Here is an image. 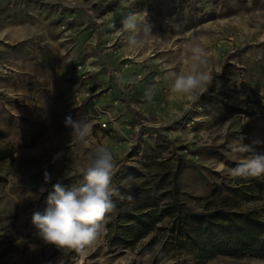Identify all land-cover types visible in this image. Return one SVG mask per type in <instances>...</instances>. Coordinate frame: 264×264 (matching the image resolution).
Masks as SVG:
<instances>
[{
	"label": "rangeland",
	"instance_id": "obj_1",
	"mask_svg": "<svg viewBox=\"0 0 264 264\" xmlns=\"http://www.w3.org/2000/svg\"><path fill=\"white\" fill-rule=\"evenodd\" d=\"M39 1L0 0V135L3 136L0 147L11 143L16 150L12 163L0 162V179L12 174L16 159L20 160L21 155L46 156V147L48 158L60 155L59 134L66 129L67 116L93 121L89 110H84L87 106L76 108L69 100L71 96L64 77L65 70L71 68L81 54V45H77L81 22H76L75 15L82 9L60 10L54 6L65 13L62 18L54 19V7ZM107 2L108 14L116 12L115 19L121 27V19L130 12L146 11L148 14L144 24H140L135 32H128L130 39L125 47L132 49L137 61L143 60L134 64L163 60L166 63L163 75L166 73L168 85L172 83L173 73H188L193 64H197L200 71L213 75L204 93L213 92L217 102L204 111H192L197 121L189 132L184 131L185 123L192 118L189 109H180L177 114L179 120L175 130L178 138L173 148L169 143L171 149L166 150V155L174 157L180 165L185 163V174L181 175V169H176L172 179L167 181L165 177L159 180V175L151 170L148 172V183H157L155 189H150L151 196L159 199L153 206L157 215L169 204L167 198L175 197L181 207L178 206L173 215L162 216L149 238L130 244V247L118 246L114 256L108 255L111 252L108 241L107 248L98 244L95 252L75 253L63 264H264V253L253 252L218 255L200 261L197 250L202 247L204 236H196V215L215 209L231 212L254 209L264 221V196L251 193L248 188L256 181H263L264 175L240 177L231 174V170L250 153L235 150L244 130L231 131L229 146H226L221 137L220 116L221 96L226 92L223 74L231 59L244 67L250 83L264 90V0ZM28 23L34 25L36 37L29 33ZM132 40L136 43L132 44ZM197 46L203 50L200 61L192 59L191 49ZM93 87L95 85L91 89ZM235 108L229 109L231 115L226 120L237 126L238 120L241 124L242 117L250 116L244 109ZM235 111L241 114L239 119L234 115ZM133 118L145 117L138 111ZM179 131L187 136L181 137ZM119 140L123 139L117 136ZM242 140L243 144L253 145L256 152L264 153V138ZM256 141L260 143H254ZM185 145H190L191 157L184 154ZM145 154V148L141 155L128 153L127 156H133L136 163L133 169L146 168L142 161ZM193 155L198 157L193 158ZM37 165L40 162L34 160L26 169ZM114 165L119 169L128 168L123 158H118ZM7 182L0 180V233H3L0 234V264H58L62 250L51 248L39 238L38 230L31 222L32 207L15 206L6 200ZM118 200L116 211L120 213L128 206ZM182 207H185L184 211ZM151 237L155 239L152 248L148 243Z\"/></svg>",
	"mask_w": 264,
	"mask_h": 264
},
{
	"label": "crops",
	"instance_id": "obj_2",
	"mask_svg": "<svg viewBox=\"0 0 264 264\" xmlns=\"http://www.w3.org/2000/svg\"><path fill=\"white\" fill-rule=\"evenodd\" d=\"M94 1H109V0H89ZM52 6V5H51ZM50 6V7H51ZM54 7V6H52ZM55 11V18H62L65 15L64 12L59 11L57 8H52ZM108 10L101 11L99 13L101 19H115L116 12H111L108 14ZM58 16V17H57ZM76 22H81V34L78 37L79 43L81 45V54L77 58L76 63L69 69L65 70L64 77L67 78V73L70 70H74L77 64L83 63L84 69L89 70L88 77L82 79L79 84L75 81H70L66 79L68 85V94L69 99L73 102V106L78 108L75 101V97L81 93L86 88L93 87L97 95V99L103 105H112L113 100L121 96L120 90L118 87L114 86L111 91H106L108 86L112 85V80L107 74L108 65L111 66H120L122 55L124 50L127 47H123L120 51V55L113 56L112 54L107 53L104 50L103 43L105 40L110 38V30L107 28L106 23L104 24L103 32L98 31L99 23L97 19L92 16H89L85 11L80 10L75 15ZM29 33L32 36H37L35 27L32 23H28ZM50 30L52 28L50 27ZM49 33V31H48ZM95 35L98 37V43H92L90 37ZM128 35H130L128 33ZM47 33L44 35L46 39ZM79 53V50H77ZM231 59V62H228V66L223 74V83L226 87V93L235 95L241 87H248L251 91L252 96L260 95L261 100L257 99L258 109H264V90L257 88L255 85L250 83L246 78L244 67L235 60ZM136 63V62H135ZM142 64H133L130 69H127L123 73L122 82L126 87H128V95L126 102L124 104L113 106L114 113L117 115V121L115 123H110L108 129H101L96 121H90L92 123V130L90 136L87 138L86 145L70 144V129H62L59 134V140L62 144V149L58 158L54 159L53 157L48 158V147H46V156L41 155H21L20 160L16 159V164L11 170L12 174L7 178V187H6V200L9 203H13L15 206L23 205L32 207L31 212L40 211L43 212L46 208V197L48 193L52 190V185L57 182H61L66 189H70L73 186H79L83 182V176L81 169L89 165L91 159L93 158V153L95 148L99 145L106 146L113 154L114 164L118 158H123L128 164V168L119 169L118 166H115L113 173V184L119 189V192L123 194L126 198L123 199L124 205L128 208L117 213L116 208L113 213H110L107 217L105 224V231L100 237L97 245L94 244L91 248L86 250L83 253H77L75 251H69L66 254L63 252L60 254V259L63 261L71 258L72 255L93 253L97 250L98 244L103 245L104 248H107L109 241V249L111 252L108 255L114 256L118 246L121 245V248L125 246V241L123 239L130 240L133 237L132 230L137 231L139 226L136 225V220L134 216L142 214L146 211L144 207H148L150 204H154L159 201L158 198L151 196L150 189H155L156 181L152 182L151 185L148 183L149 175L148 172H155L159 175V180L162 177H165L167 181L172 179V175L176 172V169H181L179 173L181 175L185 174L186 164L180 163L174 160V157H169L166 155V150L171 149L169 147L176 143L178 138L176 135L175 127L177 126L178 112L180 109H187L189 99L186 96H177L171 93L169 81H167L166 73L162 76V81L157 86L154 82L146 83H137L132 84L134 75L136 72L142 69ZM77 71L76 73H79ZM173 78V76H172ZM70 82V84H69ZM168 82V83H167ZM164 88L167 90L164 92ZM202 101L204 102V107L200 110L204 111L207 107H211L216 98L213 96L209 97L208 93L202 94ZM212 98V99H211ZM164 102V105H161V102ZM221 104V120H222V141L226 142V146H229L230 132L238 130L239 132H244L247 134L246 137L242 139H251V138H264V118L258 116L242 117L243 120L237 121V126L232 123H229L226 120L229 117V109L235 108L232 105ZM133 107H138L140 113L143 114L145 119L149 122L150 125H161L160 130L166 137L161 140L150 139L146 144V154L145 158L142 160L143 164L146 167L145 169H133L135 166V161L133 156H127L129 151V144L127 141L118 142L117 135L118 131L123 132V127L128 121H133ZM242 107H237L241 109ZM91 110V101H88L87 107L84 110ZM236 109V108H235ZM243 110V108H242ZM247 112V110H244ZM234 113V112H233ZM192 115L193 113L190 112ZM235 116L239 117L241 114L237 111L234 113ZM172 127V131L169 129ZM249 128L251 130H249ZM243 141V140H242ZM246 145V144H245ZM52 147V146H51ZM243 153V152H242ZM57 156V154H56ZM55 156V157H56ZM86 158L88 163L86 165ZM40 162V165H37L36 168L26 169L28 163L33 161ZM189 162V161H186ZM185 167V168H184ZM118 168V169H117ZM184 168V169H183ZM48 172L51 175L50 183H45L44 173ZM69 172L71 175L69 177L65 176V173ZM135 180V181H133ZM156 180V179H155ZM160 184V181H158ZM130 185V187H128ZM44 188L45 191L41 192L40 189ZM128 196H131V199H127ZM167 202L173 203L176 202L175 197L167 198ZM113 201L116 207L119 204L118 197H113ZM158 203V202H157ZM20 204V205H16ZM3 206V204H1ZM22 207V206H21ZM134 215V216H133ZM35 227V226H34ZM36 228V227H35ZM150 234H146L141 238L147 239ZM49 247V245H48ZM51 248H56V246L51 245ZM130 247V246H125ZM84 257V256H83Z\"/></svg>",
	"mask_w": 264,
	"mask_h": 264
},
{
	"label": "clouds",
	"instance_id": "obj_3",
	"mask_svg": "<svg viewBox=\"0 0 264 264\" xmlns=\"http://www.w3.org/2000/svg\"><path fill=\"white\" fill-rule=\"evenodd\" d=\"M65 2L75 6L77 0H65ZM147 15L146 11L126 14L121 19L122 27L118 32H135L140 24H144ZM131 43L135 44L136 41L132 40ZM191 51L192 59L200 61L203 50L197 46ZM172 76L171 93L186 96L194 102L207 90L213 80V75L210 72L200 71L197 64H193L188 73H173ZM64 123L65 127L70 129V144L82 146L87 144V138L92 130V123L89 120L85 117L74 120L71 116H67ZM235 150L250 155L231 170L233 176L264 175V153L256 152L253 145L243 144L242 138ZM58 157L59 154L54 159ZM114 169L112 152L106 146L99 145L95 148L89 165L81 169L83 182L79 186L66 189L61 182L52 185V190L46 197V208L43 212H34L31 217L39 238L45 244L56 246L64 254L69 251L83 253L91 248L104 233L107 217L116 208L113 197L121 200L126 198L113 184ZM70 175L69 172L65 173L66 177ZM44 180L46 184L50 183L51 175L48 172L44 173ZM40 191L43 192L45 189L41 188ZM127 199H131V196ZM58 264H63V259Z\"/></svg>",
	"mask_w": 264,
	"mask_h": 264
},
{
	"label": "built area",
	"instance_id": "obj_4",
	"mask_svg": "<svg viewBox=\"0 0 264 264\" xmlns=\"http://www.w3.org/2000/svg\"><path fill=\"white\" fill-rule=\"evenodd\" d=\"M39 2L49 4L50 6H57L60 10L70 9H82L88 15H91L97 22L100 24L98 27L99 32H103L104 24L106 23L107 28L110 30V38L105 40L103 43L104 50L112 54L113 56L120 55V51L123 49L124 45L129 42L128 32L119 33L118 30L121 28L116 19H101L99 13L104 11L108 7L107 1H94V2H85V0H77L75 6H71L70 4H66L65 0H40ZM63 27H65V23H63ZM92 43H98V37L92 35L90 37ZM121 64L120 66H111L107 67V74L109 78L112 80L113 86H108L106 91H111L114 86L118 87L121 93V96L113 100L112 105H103L97 99V93L93 91L91 88L84 89L81 93H79L75 97V101L77 106L80 108H85L87 106L88 101H91V111H89V115L93 118L94 121L100 126L101 129H108L110 123H115L117 121V115L114 113L113 106L124 104L128 95V87L124 85L122 82L123 73L125 70L130 69L135 62H143L137 61L138 58L133 54L132 49L127 47L124 50V54L121 56ZM150 64V65H149ZM144 63L143 67L140 71L136 72L134 75V79L132 84L137 83H146V82H154L157 86L162 81V76L164 70L166 68V63L163 60H158L153 63ZM80 71L79 73H76ZM89 70L84 69V64L79 63L75 67L74 70H70L67 73V78L70 81H75V83L79 84L80 81L89 75ZM166 92L167 90L164 88L163 90ZM213 92L208 93L209 97L212 96ZM202 94L197 97V100L194 102L189 100L188 109L189 113L195 111V109H202L204 107V102L202 101ZM257 99L261 100L260 95L252 96L251 91L248 87H243L235 95H231L226 93V95L221 96V102L226 105H232L235 107H242L244 110H247L249 116H258L264 118V109H258L257 107ZM161 105H164V102H161ZM133 115L137 116L138 111L140 109L138 107H133ZM191 115V114H189ZM191 119L185 123L184 131L189 132L194 128L195 122L197 118L191 115ZM161 125H150L147 119L141 118L133 121H128L125 123L123 127V132L118 131V135L124 141H127L129 144V151L136 152V154H143L144 148L147 142L150 139L153 140H161L164 134L160 130ZM172 131V127L169 129ZM179 135L185 138L187 135L181 133L179 131ZM242 137H246V133L240 134ZM123 140H119L122 142ZM191 147L190 145H185L183 147L184 154H187L188 157H191ZM198 155H193V158H197Z\"/></svg>",
	"mask_w": 264,
	"mask_h": 264
},
{
	"label": "trees",
	"instance_id": "obj_5",
	"mask_svg": "<svg viewBox=\"0 0 264 264\" xmlns=\"http://www.w3.org/2000/svg\"><path fill=\"white\" fill-rule=\"evenodd\" d=\"M0 137H3L0 135ZM15 147L11 143H6L0 147V162L14 161ZM4 183L7 178L0 179ZM251 193L264 196V180L256 181L248 186ZM179 203H169L165 205L159 215L153 209L157 202L150 204L145 212L134 216L137 231L132 230L133 237L130 240L123 239L125 246H129L140 241L146 234H151L162 216L173 215L180 205ZM179 206V207H178ZM185 207L181 210L184 211ZM198 229L196 236H204L202 247L197 250V258L200 261L213 258L218 255L236 256L245 252L264 253V221L257 210L244 212H231L224 209H215L206 213L196 215ZM155 239L151 237L149 246L152 248Z\"/></svg>",
	"mask_w": 264,
	"mask_h": 264
}]
</instances>
